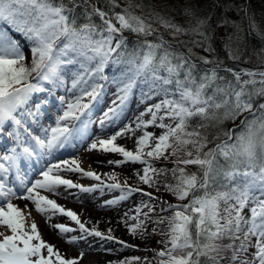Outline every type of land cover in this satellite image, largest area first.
<instances>
[{"label": "snow or ice", "instance_id": "6c2138e0", "mask_svg": "<svg viewBox=\"0 0 264 264\" xmlns=\"http://www.w3.org/2000/svg\"><path fill=\"white\" fill-rule=\"evenodd\" d=\"M106 2L109 11L97 7L94 0H0V21L11 24L28 41L31 54L29 61L20 41L0 29V134L14 141L0 153V227L11 232H0V264H79L83 258V252L77 258H66L46 242L37 224L27 223L31 213L26 214L14 199L32 202L37 211L50 214L49 220L59 213L74 221L82 235L72 236L70 244L95 236L125 245L111 229L106 235L88 228L75 211L41 195V190L59 195L60 187L84 193L118 190L121 195L107 200L106 206L136 192L147 196L148 201L133 209L137 215L130 218L136 223L130 232L142 238L159 236L162 247L154 250L152 261L145 258L144 264H264V103L258 102L264 98V70H237L215 56L196 55L194 47L208 53L215 49L207 31L211 17L197 15L191 4L183 9L188 17V27H184L154 10L145 13V6L133 0H127L120 12L114 11L120 7L117 0ZM237 10L247 15L246 9ZM247 19L249 28L259 34L254 15ZM156 24L183 44L187 54L159 34ZM125 32L135 41L130 42ZM180 36L192 39L180 40ZM227 39L230 42L232 36ZM224 47L229 59H239L230 44ZM196 61L212 67L201 68ZM110 64L125 67L111 80L116 92L110 105L93 120V109L106 93L109 77L105 70ZM57 90L66 94L56 96ZM137 90L140 102L146 104L144 110L108 138L96 139L90 149L122 157L109 164L142 165L134 170L141 183L157 192L163 187L187 203L161 201L126 181L119 182L115 173H108L113 182L105 183L101 174L85 171L78 158L49 162L34 182L27 179L25 164L39 163L61 148L74 146L93 124L101 129L114 124ZM41 94L46 95L31 103ZM50 97L58 102L60 114L54 115L53 124L44 126L41 117L52 102ZM157 97V102L147 103ZM238 119L235 128L221 129L209 139V127ZM118 139L132 140L134 148L118 144ZM157 161H170L173 167H157ZM188 166H195L196 171L189 172ZM69 172L99 183L85 187L61 174ZM169 173L175 183L167 182ZM149 223L155 225L151 232ZM53 227L61 236L77 231L63 223ZM133 259L139 262L141 258Z\"/></svg>", "mask_w": 264, "mask_h": 264}, {"label": "rangeland", "instance_id": "374dc122", "mask_svg": "<svg viewBox=\"0 0 264 264\" xmlns=\"http://www.w3.org/2000/svg\"><path fill=\"white\" fill-rule=\"evenodd\" d=\"M165 31H166L165 28L160 27L158 32H159V34H162V33H165ZM148 39L153 40V39H155V37H148ZM26 54H27V56L30 55V52H28V49H27ZM247 63H251L250 60H248ZM69 83H70V81H69ZM108 89H109V91H107V89H106V93H105L102 101L100 102V104H98L96 106L97 108L103 109L104 108L103 106L106 103L110 104L111 100L114 98L113 94L116 92L114 84L111 83L108 86ZM158 99H160V97H157L153 100H150L147 103L148 104L155 103V102H157ZM140 101H141V97L138 96L137 94H134L129 99L127 108H126L124 114L120 118H123L124 116H126V117L128 116V117H131L134 119L146 107V104L141 103ZM103 111L95 110L97 115L94 113L92 118L96 119V118L100 117ZM144 118L149 119L150 115L145 116ZM119 120H117L114 124H110L109 126H107L104 129H101L98 127V125H96L98 132L95 133L93 136L89 137L88 142L89 143L94 142L98 138H108L109 136H111L113 134V131L112 132L110 131V127H112L113 125L119 124ZM93 125H95V124H93ZM93 125H91V126L94 127ZM93 132H96V131L93 130ZM156 132L158 134L160 132V130L156 129ZM84 145L86 146V144H84ZM88 146H89V144H87L85 149H83L82 151L78 150L77 152L73 153L72 158H78L80 161V166L84 170L89 169L90 171H95L98 174H100V170L97 169L98 167H97V165H95L92 158H93V156H97V155L102 154V153L106 154V153L99 151V150H91L90 147H88ZM123 146L127 147L126 145H123ZM127 148L131 149L129 147H127ZM84 153H88V154L85 155ZM54 163H56V162H54ZM155 163H156L157 167H160L161 165L168 167V168L173 167V165L171 164L170 161H157ZM188 171L191 172V171H195V170L190 169L188 167ZM112 173H115L117 175L119 182L124 183L126 181L129 185H131L133 187H139V188L143 189L144 192L152 193L154 196L159 197L161 201H168V202L173 203V204L187 203V201L180 202V201L176 200L170 193L166 192L163 189V187H161L160 191L157 192L154 188L148 187L147 185L141 183L138 180V177L134 175V171L132 172V171L128 170L127 168L116 169L115 172H112ZM82 177L83 176L80 173H74V177H72L73 178L72 180L74 182H80V179H81V180H83L84 184H90V185L98 183V181H96L94 179H90L87 177L82 178ZM101 177H103L102 179L104 182H108V183L113 182V181L108 179L107 174H103V176L101 175ZM166 180L168 183H175V181H174V179L170 173L166 177ZM61 188L63 190H65V192H64L65 194L71 193V195H74V199H70V197H68V196L64 197L65 199H69V200H66L65 201L66 203H63L64 204L63 207H65L66 209L69 208L68 207L69 204H67V202L77 201L78 203H81L80 207H74L73 206L71 208V210L75 211L82 218V221L85 222L86 227H88V228L95 227L97 230L104 232L105 234H108V230L111 229V234L113 236H115L117 238V240H122V241L126 242L125 243L126 247H124V246L118 245L117 242H115V241L102 240L99 237L88 236L87 239L78 240L76 244H70L69 243L70 251H75L74 252L75 258L79 257V253H81L83 251L86 252L88 245H91L93 243L92 250L88 251L90 256L88 257L89 254L86 255L83 252V258L79 259V262H81V264H121L122 261H128L129 264H144L145 258H147L148 261H152L153 257L155 256L154 250H159L162 247V245L158 243V241L161 239V237H159V236L145 235L142 238L140 235H133L130 232V226L132 224L136 223L135 220L130 218L132 216L137 215V213L135 211H133V209H135L137 206H139L141 201H148V197L143 195L142 193H140V192L133 193L128 199L124 200L125 202L129 201V204H130L129 205V217L127 219L128 220L127 222H129V223L127 224V226L124 230H118L115 227L104 225V222H102V221H98V222L95 221L93 223L88 221L86 216H88L89 212L87 211L86 203L80 199L81 195L83 196L82 198H85L84 196H89V197H93V198L98 199L99 203H96L97 206L93 205L92 209L95 212L96 211L101 212L100 211L102 209L101 207L106 206L105 202L107 200L118 198L121 195V193L118 190L109 191L108 189L105 188L103 190V192L98 190L92 194H83V193L77 192L75 189L66 190L64 187H61ZM44 193H48V192L44 191ZM49 199H53V200L57 201L55 197H49ZM124 201H121V202H124ZM13 203H14V200H13ZM59 203H61V202L59 201ZM153 203H156V201H153ZM98 204H101L102 206L98 207ZM31 211H32V214H30V216L27 217V220H28L27 223L29 225L32 222H35L37 224V226H39V222H42L43 219L46 221L47 216L50 215V214L40 213L39 211L36 210L35 207H34V209L32 208ZM144 211L146 212L147 209L145 208ZM247 211L248 210L245 209V213H247ZM157 212H159V204H157ZM163 214L168 215L169 213H163ZM55 215L60 217V219H58V220L64 221V222H62L63 224H65L71 228L77 229L76 232H77L78 236L82 235V233L79 232L77 226L68 217L63 216L59 213H56ZM152 215H153V217H155L156 213H153ZM52 218H54L53 215H52ZM154 226L155 225L149 223L148 231L151 232V229ZM0 229H5V228L0 227ZM8 231H10V230H8ZM89 239H91L93 241L91 242ZM135 257L141 258L140 261L139 262L135 261L133 259Z\"/></svg>", "mask_w": 264, "mask_h": 264}, {"label": "trees", "instance_id": "16d2710c", "mask_svg": "<svg viewBox=\"0 0 264 264\" xmlns=\"http://www.w3.org/2000/svg\"><path fill=\"white\" fill-rule=\"evenodd\" d=\"M97 7L104 11H109V5L106 0H94ZM120 7L115 8L114 11L120 12L124 7H127V0H117ZM133 3L144 5V11L147 13L150 9L164 15L166 18H173L175 22L188 27V17L184 14V7L191 4L197 15L201 17L210 16L209 27L207 31L211 35V44L215 49L214 53H208L200 47H194L193 52L196 55L208 56L212 59L213 56L224 62L227 67H232L237 70L242 68L249 69H263L264 68V0H133ZM237 9H246L247 15H254L257 24L259 25V34L257 31L249 28V21L245 11H238ZM81 9H77V12ZM139 13V9H136ZM96 23H100L99 17H94ZM228 20V24L223 21ZM83 22V21H81ZM235 22L236 26H233ZM222 25V26H221ZM155 27H161L156 24ZM232 36L229 42L228 37ZM166 40L173 43V47L183 51L187 54V48L183 44H178L174 38L169 35L168 30L163 33ZM180 40H190V36H180ZM198 39V37H197ZM134 42V41H133ZM230 44L231 52L238 56V60L229 59V52L224 45ZM191 47V45H189ZM195 59V56L193 57ZM250 60L251 63H247ZM201 68L212 67V65H203L200 61H196ZM163 74V73H162ZM221 75H224L222 72ZM259 103H264V98L258 100ZM168 122V121H167ZM236 120L235 123H239ZM233 123L231 120H226L222 125L209 127L206 131L209 139L213 135L221 131V129H230ZM213 145H209L212 147ZM190 169L196 171L195 166H188Z\"/></svg>", "mask_w": 264, "mask_h": 264}, {"label": "bare ground", "instance_id": "6f19581e", "mask_svg": "<svg viewBox=\"0 0 264 264\" xmlns=\"http://www.w3.org/2000/svg\"><path fill=\"white\" fill-rule=\"evenodd\" d=\"M133 121V118L131 117H126L124 116L123 118H120L119 120V124L112 126V128H110V131H113V134L118 131L119 129L123 128L126 124L130 123ZM147 131H156V129L154 128H148ZM137 135H140L139 132H137ZM117 143L120 145H126L127 147L133 149L134 148V144L132 142V140L129 139H118ZM130 149V150H131ZM87 155V154H86ZM122 159V157H120L118 154H110V153H106V154H99L97 156H93L92 160L94 161L95 165H97V169L100 170V174L103 176V174H108V173H112L115 172L116 169H123V168H127L130 171H134L136 169H140L142 168V166L140 164H131V163H127L124 164L122 166H117L115 164H109L108 161L110 160H120ZM62 174V173H61ZM60 194L56 195L53 193H44L41 191V195H45L48 197H55L56 198V202H61L66 203V200L69 199H65L64 195H65V190H63L61 187L57 190ZM67 195V194H66ZM83 196L80 197V199L82 201H84L86 203L87 206V211L89 212L88 216H86V218L88 219V221L90 222H95V221H102L104 222V225L106 226H112L117 228L118 230H124L126 228V224L125 221H128V217H129V201L127 202H119L116 205H112V206H103L101 204H98V207H101L102 209L99 211H94L92 209L93 205H96V203H99L98 199L93 198V197H89V196H84L85 198H82ZM70 199H74V196H70ZM14 203L19 205L22 209H24L25 213H31L32 211L31 209L35 207V205L27 200H23V199H15ZM68 207L72 208L74 207H80L81 203H78L77 201H72V202H67ZM84 205V204H83ZM104 211V212H103ZM125 213H128L127 216H125ZM30 215H28L27 217H29ZM47 216V215H46ZM54 218H51L50 220L47 218L46 221L43 219L42 222H39V226L38 229L41 233L42 238L48 242L51 243L53 245L56 246V248H58V250L61 252V254L65 255L66 258H75V251H70L69 249V243L67 242L68 240L65 239V236H68V234L66 235H59L58 234V229H55L53 227V225L62 223L64 221H60L58 219H60V217L53 215ZM97 218V219H96ZM95 219V220H94ZM28 222V220H27ZM129 222H127L128 224ZM92 245H88L86 252H84V254L88 255L90 250H92ZM80 256V253H79ZM90 256V254L88 255V257ZM79 264H81V262H79Z\"/></svg>", "mask_w": 264, "mask_h": 264}]
</instances>
